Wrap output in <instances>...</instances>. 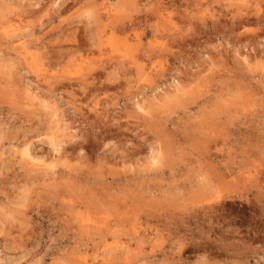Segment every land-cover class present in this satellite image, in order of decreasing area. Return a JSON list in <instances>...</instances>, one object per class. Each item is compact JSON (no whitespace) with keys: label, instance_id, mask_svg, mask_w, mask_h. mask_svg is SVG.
Here are the masks:
<instances>
[{"label":"rangeland","instance_id":"rangeland-1","mask_svg":"<svg viewBox=\"0 0 264 264\" xmlns=\"http://www.w3.org/2000/svg\"><path fill=\"white\" fill-rule=\"evenodd\" d=\"M0 264H264V0H0Z\"/></svg>","mask_w":264,"mask_h":264}]
</instances>
